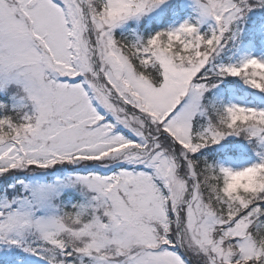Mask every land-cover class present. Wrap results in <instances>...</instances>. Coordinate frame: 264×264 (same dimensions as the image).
I'll return each instance as SVG.
<instances>
[{"label":"snow or ice","instance_id":"snow-or-ice-1","mask_svg":"<svg viewBox=\"0 0 264 264\" xmlns=\"http://www.w3.org/2000/svg\"><path fill=\"white\" fill-rule=\"evenodd\" d=\"M0 264H264V0H0Z\"/></svg>","mask_w":264,"mask_h":264}]
</instances>
